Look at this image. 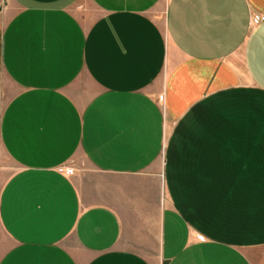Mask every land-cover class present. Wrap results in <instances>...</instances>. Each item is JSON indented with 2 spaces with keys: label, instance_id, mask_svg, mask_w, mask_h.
<instances>
[{
  "label": "crops",
  "instance_id": "1",
  "mask_svg": "<svg viewBox=\"0 0 264 264\" xmlns=\"http://www.w3.org/2000/svg\"><path fill=\"white\" fill-rule=\"evenodd\" d=\"M0 264H264V0H0Z\"/></svg>",
  "mask_w": 264,
  "mask_h": 264
},
{
  "label": "built area",
  "instance_id": "2",
  "mask_svg": "<svg viewBox=\"0 0 264 264\" xmlns=\"http://www.w3.org/2000/svg\"><path fill=\"white\" fill-rule=\"evenodd\" d=\"M256 25V20L255 19H250V27H254ZM59 170L65 174L71 175L73 174V168L67 166V165H62L59 167Z\"/></svg>",
  "mask_w": 264,
  "mask_h": 264
},
{
  "label": "rangeland",
  "instance_id": "3",
  "mask_svg": "<svg viewBox=\"0 0 264 264\" xmlns=\"http://www.w3.org/2000/svg\"><path fill=\"white\" fill-rule=\"evenodd\" d=\"M76 10L80 13V14H83V12L86 10V7L85 5L83 4H79L77 7H76ZM67 166L73 168V173L75 172V168L73 166H71L70 164H67Z\"/></svg>",
  "mask_w": 264,
  "mask_h": 264
}]
</instances>
